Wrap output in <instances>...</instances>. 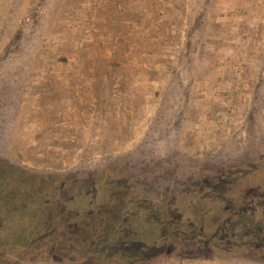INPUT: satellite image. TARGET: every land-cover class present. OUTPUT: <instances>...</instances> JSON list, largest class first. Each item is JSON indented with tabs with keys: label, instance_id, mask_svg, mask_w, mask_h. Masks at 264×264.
Masks as SVG:
<instances>
[{
	"label": "rangeland",
	"instance_id": "1",
	"mask_svg": "<svg viewBox=\"0 0 264 264\" xmlns=\"http://www.w3.org/2000/svg\"><path fill=\"white\" fill-rule=\"evenodd\" d=\"M146 158L184 180L264 166V0H0V178L57 195ZM173 242L139 264H264ZM46 248L13 264H67Z\"/></svg>",
	"mask_w": 264,
	"mask_h": 264
},
{
	"label": "trees",
	"instance_id": "2",
	"mask_svg": "<svg viewBox=\"0 0 264 264\" xmlns=\"http://www.w3.org/2000/svg\"><path fill=\"white\" fill-rule=\"evenodd\" d=\"M161 162L144 159L136 180L108 171L65 180L57 195L39 189L18 197L14 183L0 178V264L43 246L64 253L67 264H139L141 255L173 254L174 240L185 255L207 245L218 256L264 261L258 159L185 180L158 174Z\"/></svg>",
	"mask_w": 264,
	"mask_h": 264
}]
</instances>
